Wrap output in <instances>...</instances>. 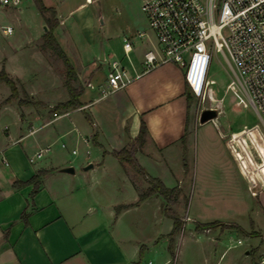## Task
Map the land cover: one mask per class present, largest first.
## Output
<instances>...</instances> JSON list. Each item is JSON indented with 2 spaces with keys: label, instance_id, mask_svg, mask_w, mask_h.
Listing matches in <instances>:
<instances>
[{
  "label": "crops",
  "instance_id": "obj_1",
  "mask_svg": "<svg viewBox=\"0 0 264 264\" xmlns=\"http://www.w3.org/2000/svg\"><path fill=\"white\" fill-rule=\"evenodd\" d=\"M43 2L56 10L58 23L53 33L76 71V84L82 88L81 104L57 113L50 111L52 105L68 98V92L62 71L47 61L48 56L50 61L53 58L50 49L41 47L45 23L33 0L24 7L23 1L16 7L0 5V23L12 25L11 20H16L14 36L0 34V69L20 82L26 80L29 86L25 88L30 91H45L42 98L31 96L32 100L43 102V108L20 116L28 122L25 135H35L34 141L47 144L48 150L58 137L67 136L73 143L82 144L83 154L77 156V151L72 152L76 148H72L63 158L29 164L27 145L17 147L15 152L7 147L24 134H11L4 126L5 141L0 144V263L144 264L158 254V263L166 264L184 230L169 240L173 221L163 211L165 198L153 193L139 199V192L148 186L146 178L128 163L119 161L113 150L129 147L143 120L147 134L135 157L148 176L178 188L177 200L171 206L182 219L189 208L193 215H203V210L190 207L188 185L195 183L200 190L203 209L210 207L212 186L224 191V187H235L241 179L247 181L243 170L250 178L243 165L242 148H235V153L243 170L227 143L231 131L226 133L215 126V132L205 125L212 119L195 122L190 115V91L179 65L165 62L139 74L144 51L156 44L147 19V25L129 21L117 26L114 36L121 38L122 49L124 36L132 37L136 30L144 32L141 37H132L128 56L124 49L121 56L109 46L111 30L101 29L102 37L99 35L97 19L104 10L97 14L94 9H86L75 15L93 0ZM25 12L33 18L32 33L21 36L18 29L29 25L19 17ZM20 52L28 54L29 59L15 61ZM112 60H120L133 78L124 87L103 95L100 89ZM17 62L22 66L20 76L13 72ZM16 107L17 102L12 100L0 110L17 114ZM255 127L254 124L236 131L232 140L239 141L240 147L245 145L255 166V177L258 175L264 184V147L256 141ZM248 138L261 155L259 163L247 147ZM7 150L11 156L9 168L1 163ZM68 167L73 171H68ZM40 170L45 172L38 174ZM35 174L36 185L15 183ZM255 196L261 197L260 207L264 210V187ZM23 209L28 213L27 223L21 217ZM212 220L226 223L219 218Z\"/></svg>",
  "mask_w": 264,
  "mask_h": 264
},
{
  "label": "rangeland",
  "instance_id": "obj_2",
  "mask_svg": "<svg viewBox=\"0 0 264 264\" xmlns=\"http://www.w3.org/2000/svg\"><path fill=\"white\" fill-rule=\"evenodd\" d=\"M30 1L31 0H23L22 6H26ZM140 2L141 0H93L89 6L79 9L75 15L85 12L86 9H94L97 14L100 13L99 11L104 10L103 13L98 16L97 27L103 31L105 28L111 30L113 35L108 39L109 46H111V50H115L122 56V41L118 36H114V31H116L117 26L121 25L122 22L126 24V22L133 21L135 23L147 25V18H145L146 16L140 10ZM19 17L22 20H26L29 25L28 27H20L18 33L21 36H27L29 33H32L31 24L33 18L28 12L19 15ZM11 22L12 26L16 24V20H11ZM13 28L12 36L16 33L14 26ZM102 30L99 32L100 37H102ZM97 40H100V38ZM31 46L36 47L37 44L32 43ZM103 46H106L104 42ZM22 48L24 47L22 46ZM24 51L27 53V50ZM116 52L115 54H117ZM28 56V54L22 53L20 56L16 57L17 59H15V61H27L29 59ZM48 57L47 61L49 63L52 62L54 64L53 66L61 70V62H58V66H56L57 64L54 63L53 58L52 61H50L51 59L50 57L48 59ZM19 64L20 63L17 62L13 72L20 76L19 70L22 66ZM228 78V66L224 58L220 53H215L213 54L208 73V79L213 80L210 86L213 90L215 100L211 102L208 99H201L191 94L190 115L194 117L195 122H198L200 114L205 108L212 107L215 109L216 116L212 118V121L205 124L215 132V126L229 133L230 131L239 130L244 125H251L255 122L260 123L259 117L252 106L245 107L237 104L231 91L226 90ZM15 81L20 97L31 99V96L33 98L34 95V98L38 99L44 96L43 93L45 91L43 89L31 88V91L30 89H26L25 87L29 86L26 80L20 82L15 79ZM8 92H10L9 86L5 82L0 81V102L6 97ZM31 92L33 94H31ZM2 105L3 104L0 105V109H2ZM17 106V114L9 109L5 111L0 110V144L2 141H5L3 135H5L4 126H6L8 132L11 134H16L17 136L19 134H24L18 141L8 144L7 147H10L11 150L13 149L15 152L17 147L22 149L24 145H27L30 149L28 151L29 155H32L36 150L46 147L47 144H42L39 140L34 141V139H36L35 135H25L28 131V122L26 119L21 120L20 116L22 115L25 117L26 114L33 110L43 107L38 103L34 105V108L19 105L18 103ZM255 126L257 127V125ZM62 143L64 144L63 147H61ZM72 148H76L77 156L83 154L81 143H73L67 136L58 137L54 144L51 145L50 150H47L41 158H38L33 163L28 160L26 161L33 165L34 163L37 164L46 160L49 161L50 159H60L66 156ZM9 153L10 151L7 150L3 154L10 162L11 156ZM243 165L250 172L247 164L243 163ZM5 167L9 168L10 166ZM211 188H213V193L209 195L211 199L210 207H203L202 209V204L204 203L201 202L202 197L200 190L195 187V183L193 186L191 184L188 185L186 192L189 205L190 207L194 205L201 211L203 210V215H193L194 213L190 211V208L187 209L186 213L184 212L181 227L184 232L178 235L174 243L173 254L169 253L170 259L166 264H264L260 261L261 257L264 256V210L260 207L261 204L259 199H261V197L255 196L250 192L251 190H249L250 188L245 179H241L239 184L236 183L235 187H224V191L222 190L223 188L218 190L217 186H212ZM214 218H219L226 223L237 224L243 230L234 227H216L212 230L213 228L208 227L203 229L205 232L203 234L196 232V221L194 219L206 221ZM192 224H194V226H192ZM155 256V258L151 257V260L154 264H159L160 257L158 254Z\"/></svg>",
  "mask_w": 264,
  "mask_h": 264
},
{
  "label": "built area",
  "instance_id": "obj_3",
  "mask_svg": "<svg viewBox=\"0 0 264 264\" xmlns=\"http://www.w3.org/2000/svg\"><path fill=\"white\" fill-rule=\"evenodd\" d=\"M22 1L0 0V5L16 7ZM140 9L156 37V44L144 51L139 74L161 63H176L182 68L189 91L212 102L215 100L210 86L213 80L208 79V73L213 54L220 53L228 66L226 90L231 91L237 104L253 107L260 120L254 123L257 125L255 138L264 147V0H143ZM13 30L11 24L0 23L1 35H10ZM143 34L142 30H136L132 37ZM132 37H123L125 56L132 49ZM132 78L120 60L109 61L100 92L104 95L124 87ZM254 124L244 125L239 130ZM236 131L229 133L227 143L243 170L235 153V148L241 150L242 147L239 141L232 140ZM247 141L252 157L259 163V151L250 138ZM48 149L46 146L36 150L28 160L36 161ZM1 163L9 165L4 156ZM243 172L251 193L256 195L264 187L261 178L256 175L250 179ZM260 261L264 263V256ZM144 264L153 262L147 260Z\"/></svg>",
  "mask_w": 264,
  "mask_h": 264
},
{
  "label": "trees",
  "instance_id": "obj_4",
  "mask_svg": "<svg viewBox=\"0 0 264 264\" xmlns=\"http://www.w3.org/2000/svg\"><path fill=\"white\" fill-rule=\"evenodd\" d=\"M36 8L40 12V14L43 17L44 23L47 27L45 32L42 34V42L41 47L43 49L49 48L51 50V53L53 55V61L56 66H58V62H61L62 67L61 71L63 74V85L65 86L67 92H68V98L59 101L56 104L52 105L50 107V111L53 113H57L61 109H67L70 107H77L81 104V101L79 100V95L82 92V88L80 85L76 84L77 81V74L76 71L71 64L70 60L68 59L64 49L56 39L53 29L58 23L56 10L53 6L46 5L43 0H33ZM0 81L5 82L9 88L10 92L9 94L2 99L0 102L1 104L8 103L12 100L17 101L19 105H33V104H44L41 101H35L30 98H22L18 94V88L16 85L15 79H13L9 74L5 71L4 68L0 69ZM189 96H191L190 92H187ZM147 134V128L145 126L144 121H141V125L138 131V135L134 139V141L131 143L129 147H121L119 149L113 150V154L119 159L121 162L128 163L136 172L144 176L148 182V186L143 189L141 192H139V199H143L153 193H159L161 194L165 200L166 204L164 206V212L167 216L171 217L173 221V226L171 231L168 233L169 240L172 241L173 235L178 232L182 227V219L177 215L176 211L172 208V204L176 202L177 196H178V188L177 187H168L166 186L161 179L158 177H152L148 176L145 169L138 163L136 157H135V151L142 146V144L145 141ZM243 151L245 152V155H243ZM242 161L243 163L247 164L251 179L255 177V166L253 165L252 159L248 155L247 149L245 148V145L242 144ZM249 162L252 166H250ZM45 171L40 170L38 174H43ZM38 174L32 175L29 179L25 181L17 180L15 181L16 184H25L28 182H34L36 185L38 182ZM32 191L31 193H33ZM118 210V207H117ZM27 211L26 209H23L21 212V217L27 223ZM221 228H230L234 227L240 230H243L239 225L234 223H222L219 220H211L206 222H196L195 227L197 230H203L204 228L208 227H218ZM6 235V233H5Z\"/></svg>",
  "mask_w": 264,
  "mask_h": 264
},
{
  "label": "water",
  "instance_id": "obj_5",
  "mask_svg": "<svg viewBox=\"0 0 264 264\" xmlns=\"http://www.w3.org/2000/svg\"><path fill=\"white\" fill-rule=\"evenodd\" d=\"M43 28L46 30L47 29L46 25H44ZM215 116H216V111L214 108H205L200 114L199 121L204 122V121H207L209 119H212ZM88 166H91V163H89ZM67 170L73 171V168L68 167Z\"/></svg>",
  "mask_w": 264,
  "mask_h": 264
},
{
  "label": "bare ground",
  "instance_id": "obj_6",
  "mask_svg": "<svg viewBox=\"0 0 264 264\" xmlns=\"http://www.w3.org/2000/svg\"><path fill=\"white\" fill-rule=\"evenodd\" d=\"M211 82H213V81H211Z\"/></svg>",
  "mask_w": 264,
  "mask_h": 264
}]
</instances>
